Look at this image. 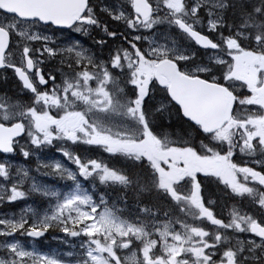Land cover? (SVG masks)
<instances>
[{
	"label": "snow or ice",
	"instance_id": "snow-or-ice-1",
	"mask_svg": "<svg viewBox=\"0 0 264 264\" xmlns=\"http://www.w3.org/2000/svg\"><path fill=\"white\" fill-rule=\"evenodd\" d=\"M123 3L126 9L108 0H75L65 9L54 0H36L35 9L25 13L0 7V68L13 70L30 99L11 103L0 96V154L28 159L58 142L56 151L75 166L38 164L37 170L48 169L43 175L74 188L62 194L42 189L43 196L56 198L43 215L0 218V264H127L129 257L120 254L125 249L136 257L135 264H264V0ZM121 24L131 39L126 47L114 46L115 54L110 50L106 61L83 50L69 61L62 46L48 45L51 37L32 31L96 32L100 39L93 38L94 43L102 48L105 38L119 39ZM161 25L179 30L204 52L169 46ZM24 40L44 43L36 47ZM78 47L79 41H72L67 52ZM14 51L20 52L19 66ZM57 55L64 66L53 64L45 74L44 66ZM242 59L249 61V77L235 75ZM114 74L123 78L127 92L106 88ZM165 120L172 123L165 126ZM165 127L178 129L175 140L168 139ZM81 145L90 146L85 151L102 149L109 158L125 157L142 176L74 154L71 146ZM237 150L250 159L239 161ZM12 167L0 160L5 182L0 205L26 196ZM28 176L24 171L23 177ZM79 178L124 189L135 186L137 196L146 192L175 202L192 220L206 219L213 230L186 220L177 221V230L169 223L150 228L143 220L121 219L103 196L96 201L83 191ZM249 180L255 182L251 187ZM213 184L222 185L220 191L232 199L250 198L251 209L233 211L227 222L216 218L211 195L205 202ZM137 206L148 216L159 211L139 201ZM49 230L64 233L65 239L81 238L82 253L67 261L22 247L19 237H44ZM246 233L251 236L242 239Z\"/></svg>",
	"mask_w": 264,
	"mask_h": 264
},
{
	"label": "flooded vegetation",
	"instance_id": "flooded-vegetation-1",
	"mask_svg": "<svg viewBox=\"0 0 264 264\" xmlns=\"http://www.w3.org/2000/svg\"><path fill=\"white\" fill-rule=\"evenodd\" d=\"M99 2L103 4L106 2V0H99ZM108 2H110L112 4L118 3L120 7H124L126 9V6L124 5L123 0H113V1L108 0ZM113 26H115V25H113ZM39 33L42 35L52 37L53 41L56 43L55 46L56 45L62 46L63 51L61 54L65 58L68 56L67 60H69V61H71L70 60L71 56L67 52V48L72 45V41H79V47L74 49V51L72 52L73 58H74L75 51H81V50L85 51V53L87 55H94L95 58L97 59V61H100V60L106 61L109 57L110 50L112 51V54H115L114 46H116L117 40L112 41V38H105L106 39V45L101 48L99 45L95 44L94 40H93V38H95L96 40L100 39V36H98L96 32H92L91 35H89V36H84L80 33H74V32H71L70 30H66L64 32H53V30L48 29V30L39 31ZM118 36H120V35L118 34ZM23 42L29 44L30 46H36V47H40L44 43L43 41L35 42V41H27V40H24ZM49 46H50V44H49ZM123 46L126 47L127 45L124 44ZM6 55H7V52H6ZM12 58L16 61L17 66H19L20 52L14 51V55ZM42 59H43V57H42ZM53 64L61 65L60 64V56L56 60V62L55 61H49L48 65L44 66L45 74L47 73V71L49 70V68ZM247 65H248V61L242 59L240 65L238 67H241L248 76L251 74V71ZM63 66L64 65H62V67ZM114 75H115V80H110L109 84L106 85V88L109 90H113L115 88H120V89H123L125 92H127L128 86L125 85L123 78L120 77L119 75H116V74H114ZM57 82H59V76L58 75H57ZM89 84L91 87H95V81H90ZM49 87H50V85H49ZM243 91L246 92L247 90L244 89V90H242V92ZM0 96L5 97L11 103H29L30 102L29 96L25 94L24 90H22V86H20L18 78L15 77L12 69H4V68L0 69ZM52 114H55V113H52ZM22 143H23V141H22ZM57 143L58 142H54L53 146H50L48 148L43 149L42 151L34 153L28 159H25L19 153H16L15 155H12L10 157H6L4 154H0V160L7 159V161H13V162H19L20 160H27V161H29V163H34L35 162V156L37 154H43L53 161L58 160L60 163L64 164L66 167H68L70 170H74L75 166L72 165L71 163H69L60 153H58L56 151V144ZM70 145H71V142H68V144H66L65 147H69ZM71 147L75 149L74 154H76L82 158H85V159L96 158V159H98V161H103L104 163L108 164L109 166H111L114 169L123 170V171L127 172L129 175H132L133 177L137 176V172L142 175L140 170L133 168L132 163L130 161H128L123 156L109 158V154L104 153L102 151V149L94 148V146H92L93 150H91V151H85V149L90 147V146L81 145L79 148H75V146H71ZM235 155L238 157L239 161H245V160L250 159V157L244 156L243 154L239 153V150H237ZM241 166H243V165H241ZM248 166H252V165L249 164ZM241 180H242V177H241ZM79 183L82 186V190L87 192L89 195H91L93 197V200L98 201L99 197L103 196L104 200L107 202V206L109 208L116 209V207L122 206L119 203V201L116 199L117 195L129 196L130 193H134V196H137V191H136L135 186H133L132 188L124 189L122 185H113V184H111V182H109V184H107V185H101L98 181L93 183L91 180L86 181L83 178H79ZM254 184H255V182H253L251 180L248 181V186L251 187ZM70 186L74 187V185H72L71 182H67L65 188L68 189ZM222 188H223V186L221 185L220 189H222ZM121 189H124V190H121ZM220 189H218L216 187V185L213 184V185H211L209 191L205 193V202H206L207 196H209V195H211L212 199L215 201V203L211 206V210L213 211L214 216L216 218H220V219L224 220L225 222H227L228 220L231 219L233 211L238 212L239 214H244L245 212L249 211V209H251L252 205H251L250 198H239V197H237L236 199H232L229 196L224 195L220 191ZM127 191H129V192H127ZM147 194L148 193H146V192H141L139 194V197H142L145 199L144 200L145 204H139V205L140 206H145V205L151 206L154 211L159 209V211L157 212L158 213L157 217H158L159 221H163V219L165 217L163 213L165 210H171V211H175V215L173 217H172V215L170 217H168L167 221H169L168 223H171L172 225L176 224L177 228H180V223L177 222L178 220H186L189 224L203 227V228H205V230H208L210 232L213 230L214 226H212L210 224V222H208L206 219L201 218L198 221L192 220L190 215H186L185 212H182L178 207H176L175 202H170V203L164 202V201L154 197L150 193L148 195H150V197H152V199L154 198L155 200L151 199L149 202H147ZM152 202H156L154 206H153V204H151ZM206 206H207V204H206ZM126 208L130 211H139L137 203H132V204L126 206ZM99 210L100 209H98V211ZM177 213H178V215H177ZM49 236H50V234H49V232H47V233H45V236L43 238L46 239ZM250 236H251V234L246 233V234H242L241 238L245 239V238H248ZM66 257H70L69 261H72L77 256H66ZM121 257H122V259L124 257H129L127 264H135L136 257H133V256H121ZM137 257H140V256H137ZM140 258H142V257H140Z\"/></svg>",
	"mask_w": 264,
	"mask_h": 264
},
{
	"label": "rangeland",
	"instance_id": "rangeland-1",
	"mask_svg": "<svg viewBox=\"0 0 264 264\" xmlns=\"http://www.w3.org/2000/svg\"><path fill=\"white\" fill-rule=\"evenodd\" d=\"M205 23H206V19H205ZM160 28L162 32L167 33V40L169 46L177 47L180 49H193V50L197 49L195 46H193V44L192 46H189L188 42L182 37V35L179 34L178 30L170 29L167 25H161ZM32 31H36L39 33V31L42 30L32 29ZM203 31H207V29L205 28ZM118 34L120 35L119 38H121L123 42L127 43V41L131 39V32L128 31L127 33H125L123 31V25H121V32H118ZM160 42L163 43V40H161ZM48 43L50 44V47H57V45L55 46L56 43L53 41L52 37L48 41ZM118 45H124V43L117 41L116 46ZM201 52L203 53L204 51ZM69 54L71 56L70 60H72L73 59L72 53ZM46 55L47 54H45V56ZM59 56L60 55H57L55 60H51V61L56 62ZM67 58L68 56L66 57V59ZM243 60H247V59H243ZM58 66H62V65H58ZM235 75L238 77L240 76L249 77L251 74L247 76L245 71L241 67H238ZM56 162L59 161L58 160L53 161L43 154H37L35 156L34 163H29V161L27 160H20L19 162L8 161V163L12 164L13 166L11 171L16 181L19 182L21 179L23 180V183L19 184V189L21 191H25L26 196L20 198L17 202H14L12 204L5 203L4 205H0V218H11L15 216V218L18 219L22 215L26 219H31L36 214L43 215L45 211H48L51 208V206L55 204L56 198L51 196L49 197L43 196L42 189L47 188L50 190H55L61 194L71 191L74 187L70 186L68 189L65 188L66 183L68 181H61L59 179L43 175L44 172L48 171L47 168L40 167L39 170H37L38 164L43 165V164H51ZM17 168L21 170L19 173L15 171V169ZM24 171H27L29 173L28 177H23ZM4 183L5 182L2 179H0V184H4ZM33 186L36 187L35 192L32 191ZM120 212H124V211H121L118 208H116V214L119 215L121 219L126 220L125 218H123L125 217L123 213ZM125 214L128 216V218L131 217L130 213H125ZM146 217L147 219L144 222L148 223L150 228L152 225H157L161 228L163 227L164 222L157 224L153 222L155 216L153 217L147 215ZM128 221L136 222L137 220L129 219ZM169 224L171 228L175 229L176 224L174 225H172L171 223ZM48 232L50 236L47 237L46 239H41V240H31L28 239L27 237H19L22 247H24L26 250L35 249L42 254L43 253L56 254L68 261L70 257H66V255H64L65 253L72 252L73 253L72 256H77L80 253H82L83 249L80 247L81 238L67 237L65 239L64 233L55 232L52 230H49ZM156 238L158 239V237ZM130 248L136 251V256H140L138 248H136L135 245L130 246ZM120 254L121 256H132V251L129 249H125Z\"/></svg>",
	"mask_w": 264,
	"mask_h": 264
},
{
	"label": "trees",
	"instance_id": "trees-1",
	"mask_svg": "<svg viewBox=\"0 0 264 264\" xmlns=\"http://www.w3.org/2000/svg\"><path fill=\"white\" fill-rule=\"evenodd\" d=\"M182 37L188 42V44H189V46H192V43L189 41V39H187L185 36H183L182 35ZM127 40V39H126ZM118 41H120L121 43H124V44H126L127 45V43L126 42H123V40L121 39V38H119L118 39ZM194 46V45H193ZM169 120H165L164 121V124H165V126L166 125H168V124H170V123H172V121H169ZM167 133H168V139H170V140H175L176 138H177V132H178V129L177 128H175V127H172V128H167V127H165V129H164ZM142 176L140 173H138L137 172V176ZM121 190H124V189H121ZM127 192H129V191H127ZM149 194V193H148ZM147 194V202H149L151 199H152V197H150V195H148ZM116 199L123 205V206H128V205H130V204H132V203H137V201H139V204H145L144 203V198H142V197H139V196H134V193H130V195L129 196H127V195H124V196H119V195H117L116 196ZM152 200H155L154 198L152 199ZM155 203L156 202H152L151 204H153V206L155 205ZM124 212H120V213H123V215L125 216V217H123V218H125L126 220H129V219H132V220H143V221H146V219H147V215H145V214H143V213H139L138 211H130V210H128V209H125V210H123ZM154 211V210H153ZM167 212H168V216L167 217H170L171 215H174L175 214V211H171V210H167ZM125 213H130L131 214V217H129L128 218V216L125 214ZM164 214V213H163ZM136 216H137V218H136ZM156 216V215H155ZM153 221H155V218H154V220Z\"/></svg>",
	"mask_w": 264,
	"mask_h": 264
},
{
	"label": "water",
	"instance_id": "water-1",
	"mask_svg": "<svg viewBox=\"0 0 264 264\" xmlns=\"http://www.w3.org/2000/svg\"><path fill=\"white\" fill-rule=\"evenodd\" d=\"M54 2L65 6V9H69L70 6L75 2V0H54ZM35 4H36V0H0V7L7 8L17 13H25V12L33 11L35 9ZM192 42L195 44L194 41ZM195 46H197L200 50L204 51V49L200 48L199 45L195 44ZM2 134L3 133L0 132V135ZM41 238L42 237L30 238V239L39 240Z\"/></svg>",
	"mask_w": 264,
	"mask_h": 264
}]
</instances>
